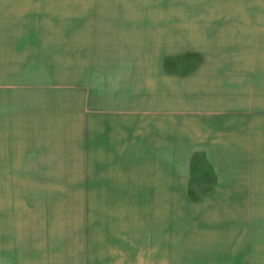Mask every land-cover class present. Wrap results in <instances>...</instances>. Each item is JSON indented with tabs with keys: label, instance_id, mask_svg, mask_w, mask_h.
Here are the masks:
<instances>
[{
	"label": "crops",
	"instance_id": "obj_1",
	"mask_svg": "<svg viewBox=\"0 0 264 264\" xmlns=\"http://www.w3.org/2000/svg\"><path fill=\"white\" fill-rule=\"evenodd\" d=\"M131 15L113 17L115 23L99 24V32L86 37L87 47L73 60L71 93L49 94L46 77L42 83L43 47L28 57L37 67L35 81L17 82L10 72L0 79L1 222L10 218L11 200L3 207L14 196L6 189L12 181L55 178L48 175L64 164L65 148H73L84 150L88 166L139 163V181L147 178L151 195L166 197L160 212L167 218L181 213L191 224H150L147 234L144 224H89L71 236H58L60 224H3L0 264H51L61 250L49 244L66 239L73 244L66 264H128L139 261V252H126L133 232L151 239L152 253L144 259L152 264L264 262V108L255 103L264 79L257 84L256 74L238 62L169 75L161 61L165 39H139V12ZM7 54L3 59H16ZM192 172L195 181L210 182L199 187L198 202L187 200ZM176 197L186 198L185 208L174 209ZM249 213L263 216L243 224L240 215Z\"/></svg>",
	"mask_w": 264,
	"mask_h": 264
},
{
	"label": "rangeland",
	"instance_id": "obj_2",
	"mask_svg": "<svg viewBox=\"0 0 264 264\" xmlns=\"http://www.w3.org/2000/svg\"><path fill=\"white\" fill-rule=\"evenodd\" d=\"M137 12L139 39L140 36L146 40L157 36L158 40L165 39L166 50L161 51V61L162 69L169 75L188 76L205 63L219 66L238 62L249 73L256 74L257 84L264 79V0H0V79L10 72L17 82L35 81L37 67L28 57L43 47L46 66L52 69L42 65V83L46 77L49 94L71 93L76 71L73 60L82 55L78 53L80 49L87 47L82 44L86 37L94 31L98 33L99 24L115 23L110 21L113 17L132 14L131 18H135ZM148 34L152 37L147 38ZM197 41L203 44V50L194 48ZM8 52L16 59H3V54L7 56ZM262 83L261 92L255 96L257 108H264V80ZM83 151L65 148L63 166L48 175L53 179L12 181L6 189L13 190L14 196L5 198L7 206L3 207H8L10 199V218L1 222L2 214L0 225L60 224L63 229L58 236H71V231L83 232V227L89 224H144L146 234L151 232L150 224H177L181 229L191 224L180 217L181 213L174 212L167 218L160 212V203L166 197L152 196V185L147 178L139 181V163L88 166ZM198 167L208 178L213 177L210 170L203 169L205 166ZM197 178L198 173L192 172L191 182L187 181L189 189L196 193L191 196L192 200L187 197L189 202L200 201L203 196L200 197L199 187L207 189L210 183L209 180L195 181ZM185 199L173 198L174 209L185 208ZM258 201L256 207H262V198ZM260 216L263 215L249 213L247 218L240 215L246 220L243 224ZM133 233L125 242L126 252L132 256L139 252V261L127 263L152 264L151 260L144 259L152 253L151 239L146 234L141 233L139 238V232ZM62 241L49 244L53 247L51 250L59 247L61 250L51 264L68 263L66 259L72 253L73 244L67 239ZM82 244L74 245L81 248ZM122 246L117 245L116 249ZM28 248L33 249V245ZM211 250L209 245L208 252ZM53 258L54 255L49 256Z\"/></svg>",
	"mask_w": 264,
	"mask_h": 264
},
{
	"label": "trees",
	"instance_id": "obj_3",
	"mask_svg": "<svg viewBox=\"0 0 264 264\" xmlns=\"http://www.w3.org/2000/svg\"><path fill=\"white\" fill-rule=\"evenodd\" d=\"M193 194H194V191L190 190L189 191V197L191 198V196H194ZM191 200H192V198H191Z\"/></svg>",
	"mask_w": 264,
	"mask_h": 264
}]
</instances>
